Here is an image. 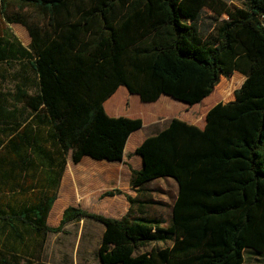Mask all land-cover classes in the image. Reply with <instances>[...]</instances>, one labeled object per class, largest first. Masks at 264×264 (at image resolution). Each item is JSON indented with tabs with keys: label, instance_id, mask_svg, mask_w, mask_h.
I'll list each match as a JSON object with an SVG mask.
<instances>
[{
	"label": "trees",
	"instance_id": "1",
	"mask_svg": "<svg viewBox=\"0 0 264 264\" xmlns=\"http://www.w3.org/2000/svg\"><path fill=\"white\" fill-rule=\"evenodd\" d=\"M239 1L243 7L226 0H0V25L18 23L30 38L25 48L7 28L0 34V65H16L10 76L0 71V230L10 241H22L21 230L43 240L83 217L102 225L100 264H242L243 251L263 252L264 0ZM202 14L213 22L210 32L199 30ZM234 71L243 80L231 100L205 112L201 129L171 118L134 149L141 167L131 170L132 185L176 181L166 224L130 210L113 218L73 205L56 226L46 224L65 155L74 164L83 155L120 160L128 134L140 127L138 117L105 113L103 102L118 86L140 102L167 95L192 105ZM114 194L123 193L101 196Z\"/></svg>",
	"mask_w": 264,
	"mask_h": 264
},
{
	"label": "rangeland",
	"instance_id": "2",
	"mask_svg": "<svg viewBox=\"0 0 264 264\" xmlns=\"http://www.w3.org/2000/svg\"><path fill=\"white\" fill-rule=\"evenodd\" d=\"M228 4H234L237 7H243L244 5L239 0H226ZM205 14H208L205 11ZM224 16V15H223ZM199 24V30L201 32H210L213 27V22L201 15ZM2 27L7 28L16 40L23 46L28 45V35L25 28L18 23H6L0 25V34ZM16 70L15 64H10L7 67L0 65V71L6 76ZM239 79L236 76L220 77L218 82L212 89V93L216 96L215 102L225 100L227 95L232 94V90L238 84ZM166 100L160 103L159 109L162 114L157 118V124L166 123L170 118L177 117L181 119L189 120L191 118L197 119L194 110L201 109L202 104H198L196 107L188 105L185 102L175 100L167 95H162ZM134 99L126 100V109H128L133 116L138 117L141 121H146L149 118L146 106H150V103L140 102L138 97L133 96ZM185 105V106H184ZM189 106V107H188ZM186 108L185 111L183 109ZM193 109V110H191ZM146 110V112H145ZM151 127L144 128L143 131H149ZM77 168V165H73ZM89 166L83 171V174L87 172ZM81 169H75V173L79 175ZM77 175V176H78ZM93 179V178H92ZM81 182H76L78 185L76 188H71L69 192L68 205L85 208L86 210L105 216L120 215L114 213L115 208L119 205L113 197L101 196L104 192V188L100 184L91 183L89 178L85 175L80 177ZM122 183L127 181V177H121ZM71 184L72 181H71ZM95 184V185H94ZM158 184H162L159 182ZM155 182L144 185V188H149L150 196L155 198L153 201L155 204L148 208L143 214L158 218L162 221V224H166L169 218V208L166 206L167 202L171 201L173 185L166 184L164 186L165 194H159L160 187ZM163 186V184H162ZM144 198V197H143ZM143 200V199H142ZM67 205V206H68ZM134 214L141 215L138 210H135ZM60 213L58 215H49L45 220L49 226H56L58 224ZM102 231V225L89 218H79L76 221H70L63 225L62 229L57 233H46L43 240L40 237L32 236L25 230L22 232V241H10L11 238L7 235L6 230H0V250H5L4 257L9 264H100L97 258L96 250L100 240V234ZM6 239V240H5ZM12 243L22 244L25 249L11 250L6 249L5 245H12ZM170 243L168 240L166 243L161 241L150 242L146 246L138 248L136 251L149 250L152 247L159 248ZM13 254V257H11ZM242 264H264V250L261 253H254L250 251H243Z\"/></svg>",
	"mask_w": 264,
	"mask_h": 264
},
{
	"label": "crops",
	"instance_id": "3",
	"mask_svg": "<svg viewBox=\"0 0 264 264\" xmlns=\"http://www.w3.org/2000/svg\"><path fill=\"white\" fill-rule=\"evenodd\" d=\"M223 15H221L220 18L226 19V16L225 15L223 16ZM27 35H28V33H27ZM29 41H30V38L28 35V42L27 43H29ZM21 46L26 48V46H23V45H21ZM229 76H230V78L232 76H236L239 79V82L234 89L238 88L241 81L243 80V75L234 71ZM220 77H222V76H220ZM233 90H232V94H233ZM232 94H231V96L227 95L225 100H222L221 102H226L228 100H231ZM133 96H136V95L129 94L127 92V90L125 89V87L118 86L115 89V91L103 102V109H104L105 113L111 117H117V116L130 117V116H133L131 114V112L128 109H126V107H125L126 106L125 105L126 100L134 99ZM215 97L216 96L211 91L209 93V95H207L206 97L201 99L198 103L192 104L193 106H191V107H196L198 104H202L201 109L198 108L197 110H194L195 116L197 118L196 120H195V118H191L189 120L181 119V118H177V117L176 118L181 120V121H184L187 124L194 125L197 128L201 129L204 126V122H205L204 121L205 112L213 104L217 103V102L213 103V101L215 100ZM165 99L162 97V95H160L155 101L144 102V103H150L149 104L150 106H146L147 107L146 110H147V113H149V118H151V119L146 120V121H141L140 127L132 130L128 134V136L125 140V143L123 145V151H122V156H121L120 160H113V161H109V160H105V159L96 160V159H93L87 155H83L81 157V159L77 163L74 164L70 159V155L69 154L65 155L64 167H63L60 179H59L58 184H57L56 197H55V199H54V201H53V203H52V205H51V207L47 213L46 219L50 215V211H51V208H52L54 202H56L59 199H62L63 202L60 205L57 213H55L54 215H58L59 213L61 215L62 209L69 204L68 198L70 195L69 192L71 191V188H73V187L76 188L78 186V185H76V182L78 181V177H79V181L81 182L80 177L82 175H85L86 177H88L91 183H95V184L97 183V184L102 185L104 188L103 189L104 191L118 189L123 194H127L132 199H134V202L131 204L126 200V198L124 197L123 194H114L112 196H108V197L115 198L116 201H118V203H119V205L115 208L114 213L120 212V215H118V216L114 215V216H108V217L120 218L123 215H125L129 210L132 213H134L135 210H139L138 212H140V214L145 215V214H143V212H145L148 208H150L151 206H153V204H155L153 202V201H155V198L153 196H150V194L152 193L149 191L150 189L144 188V185L151 183V182H155L156 185L159 182H161L163 184V186H162V184L161 185L158 184V186L161 189L159 194H161V195L165 194L166 190H164L165 189L164 186H166V184L173 185V192H172L171 201L167 202V204H166V206H168V208H169V214H170V208L172 206V202H173V200L176 196V193H177V184H176V181L174 180V178L169 177V176L157 177V178H153L151 180L145 181L142 185H132L130 182L131 177H132L131 170H138L141 167V158L139 155L134 154V149L141 143V141L145 137L153 135L154 133H156L160 129L164 128L168 122V121L166 123L161 122L160 124H157L158 123L157 118L160 117V115L162 114L161 110L159 109V106H160V103L166 101ZM146 110H145V112H146ZM185 110H186V108L183 109V111H185ZM191 110H193V109H191ZM130 118H134V117H130ZM172 118H175V117H172ZM24 122L25 121H23L22 123H24ZM148 127H151L149 129V131L144 132L143 129L148 128ZM73 165H77V168H74ZM88 166H89V169L87 170L86 173L83 174V171ZM78 167H79V169H81V172L79 173V175L77 173H75V169H78ZM122 176L127 177V181L125 183H122V181H121ZM71 181L73 184H71ZM83 209H85V208H83ZM167 241L168 240H166L164 242L166 243ZM169 241H170V243H168L166 245L171 244V240H169Z\"/></svg>",
	"mask_w": 264,
	"mask_h": 264
}]
</instances>
